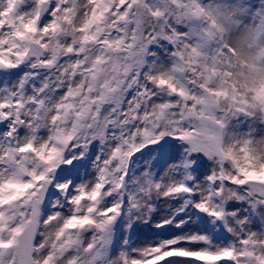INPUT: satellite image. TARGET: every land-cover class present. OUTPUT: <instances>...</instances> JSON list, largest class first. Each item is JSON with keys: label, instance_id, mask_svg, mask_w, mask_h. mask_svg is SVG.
<instances>
[{"label": "snow or ice", "instance_id": "6c2138e0", "mask_svg": "<svg viewBox=\"0 0 264 264\" xmlns=\"http://www.w3.org/2000/svg\"><path fill=\"white\" fill-rule=\"evenodd\" d=\"M0 264H264V0H0Z\"/></svg>", "mask_w": 264, "mask_h": 264}, {"label": "rangeland", "instance_id": "374dc122", "mask_svg": "<svg viewBox=\"0 0 264 264\" xmlns=\"http://www.w3.org/2000/svg\"><path fill=\"white\" fill-rule=\"evenodd\" d=\"M138 234L142 239L151 236V232L149 229H140Z\"/></svg>", "mask_w": 264, "mask_h": 264}]
</instances>
